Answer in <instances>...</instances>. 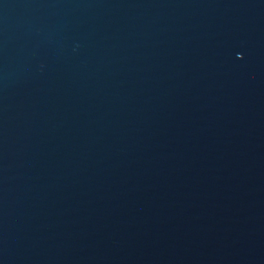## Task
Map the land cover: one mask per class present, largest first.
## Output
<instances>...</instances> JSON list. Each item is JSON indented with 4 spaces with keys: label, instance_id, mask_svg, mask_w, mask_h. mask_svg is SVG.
<instances>
[{
    "label": "water",
    "instance_id": "1",
    "mask_svg": "<svg viewBox=\"0 0 264 264\" xmlns=\"http://www.w3.org/2000/svg\"><path fill=\"white\" fill-rule=\"evenodd\" d=\"M0 264H264V0H0Z\"/></svg>",
    "mask_w": 264,
    "mask_h": 264
}]
</instances>
